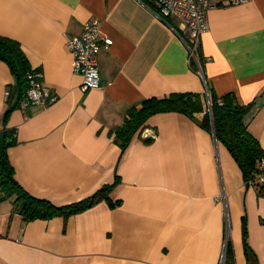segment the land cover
<instances>
[{
	"label": "crops",
	"instance_id": "obj_1",
	"mask_svg": "<svg viewBox=\"0 0 264 264\" xmlns=\"http://www.w3.org/2000/svg\"><path fill=\"white\" fill-rule=\"evenodd\" d=\"M216 3L200 38V54L210 57L205 82L217 95L254 102L247 128L264 149V0ZM156 9L151 0H0V35L18 41L58 96L6 113L15 79L0 59V130L13 131L7 155L17 182L64 205L118 176L109 191L117 204L102 199L66 216L25 220L14 196L1 199L0 264H218L225 232L234 264H264V196L212 130L163 112L124 149L114 139L125 111L144 97L205 94L177 20ZM93 17L112 43L97 55L100 86L82 91L66 39Z\"/></svg>",
	"mask_w": 264,
	"mask_h": 264
},
{
	"label": "trees",
	"instance_id": "obj_2",
	"mask_svg": "<svg viewBox=\"0 0 264 264\" xmlns=\"http://www.w3.org/2000/svg\"><path fill=\"white\" fill-rule=\"evenodd\" d=\"M0 59L6 62L15 79V86L7 98L12 94L15 102L8 104L6 113L18 103L20 95L28 86L26 75L32 72L26 55L18 41L0 35ZM209 92V108L206 110L207 99L205 94L189 91H171L162 96H148L131 105L124 113L122 123L114 130V139L124 149L135 136L147 125V120L154 114L163 112H177L184 114L202 128L212 130L217 141L223 143L238 167L244 181L253 178L256 161L264 157V149L260 146L256 137L247 128L246 117L252 111L253 103H240L233 93L217 95L207 85ZM203 111V117L199 120L194 114ZM4 114V119L6 116ZM152 137L144 138L145 142H151ZM15 142L12 130L3 128L0 130V200L14 196L15 209L25 220L35 218H49L54 215H69L82 211L99 200L105 199L110 205L118 203V200L110 199L109 191L117 183L115 174L112 183H106L92 194L80 200L64 205H56L50 200L38 198L28 193L14 177L13 167L8 159L7 148ZM245 249L249 251L244 232ZM224 264H234L232 249L226 241ZM252 264H259L254 261Z\"/></svg>",
	"mask_w": 264,
	"mask_h": 264
},
{
	"label": "built area",
	"instance_id": "obj_3",
	"mask_svg": "<svg viewBox=\"0 0 264 264\" xmlns=\"http://www.w3.org/2000/svg\"><path fill=\"white\" fill-rule=\"evenodd\" d=\"M156 5V14L162 20L173 17L177 20L175 31L183 43L188 62L196 70L200 78L205 82L202 66L209 56H202L199 51L200 38L208 28L207 15L217 1L221 0H151ZM248 0H226L229 4H238ZM102 20L96 17L85 20L81 24L78 34L69 36L66 39L71 56V69L74 74L81 77L79 88L82 91L97 88L100 86L98 74L97 55L104 46L112 43V38L103 34L101 29ZM28 86L20 95L19 105L29 107L33 105L46 106L55 102L58 98L48 86L42 81V72L32 69L26 75ZM205 96L207 99L206 109L209 111V92L205 82ZM10 90H5L6 99ZM255 185L259 193L264 196V157L259 158L255 163L253 178L245 182ZM227 233L225 232L222 252L218 259V264H224L226 252Z\"/></svg>",
	"mask_w": 264,
	"mask_h": 264
}]
</instances>
